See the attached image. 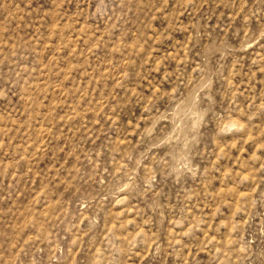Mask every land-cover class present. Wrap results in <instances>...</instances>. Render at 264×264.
<instances>
[{
	"label": "rangeland",
	"instance_id": "1",
	"mask_svg": "<svg viewBox=\"0 0 264 264\" xmlns=\"http://www.w3.org/2000/svg\"><path fill=\"white\" fill-rule=\"evenodd\" d=\"M0 264H264V0H0Z\"/></svg>",
	"mask_w": 264,
	"mask_h": 264
}]
</instances>
